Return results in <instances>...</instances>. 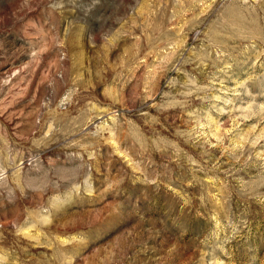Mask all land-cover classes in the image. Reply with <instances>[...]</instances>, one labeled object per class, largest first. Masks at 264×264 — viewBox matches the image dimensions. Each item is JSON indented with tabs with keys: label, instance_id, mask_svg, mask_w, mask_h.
<instances>
[{
	"label": "rangeland",
	"instance_id": "1",
	"mask_svg": "<svg viewBox=\"0 0 264 264\" xmlns=\"http://www.w3.org/2000/svg\"><path fill=\"white\" fill-rule=\"evenodd\" d=\"M0 264H264V0H0Z\"/></svg>",
	"mask_w": 264,
	"mask_h": 264
}]
</instances>
